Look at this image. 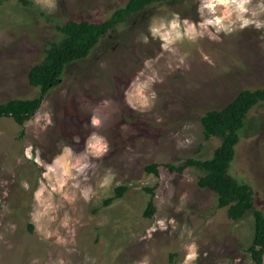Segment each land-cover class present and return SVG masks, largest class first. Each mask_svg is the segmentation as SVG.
I'll list each match as a JSON object with an SVG mask.
<instances>
[{"label": "rangeland", "instance_id": "1", "mask_svg": "<svg viewBox=\"0 0 264 264\" xmlns=\"http://www.w3.org/2000/svg\"><path fill=\"white\" fill-rule=\"evenodd\" d=\"M28 1L0 0V102L39 94L28 72L64 37L55 23L103 21L127 2ZM263 86L264 0H163L128 15L67 66L22 137L0 117V264H256L252 214L230 219L199 169L164 163L209 158L220 139L204 138L200 116ZM235 150L229 171L264 211V101Z\"/></svg>", "mask_w": 264, "mask_h": 264}, {"label": "trees", "instance_id": "2", "mask_svg": "<svg viewBox=\"0 0 264 264\" xmlns=\"http://www.w3.org/2000/svg\"><path fill=\"white\" fill-rule=\"evenodd\" d=\"M20 1L30 6L28 0ZM160 1L163 0H127L124 7L116 9L103 21L69 19L62 24L55 23V27L64 37L59 42H51L45 50L42 62L33 65L28 72V81L30 85L39 89V94L32 98L0 102V117H11L21 128L20 137H22L25 122L37 111L48 91L61 83L67 66L86 58L99 44L101 38L124 22L128 15ZM263 101L264 86L243 89L224 106L205 111L200 116L204 138L206 140L211 137L220 139L212 155L204 160L187 158L179 165L164 163V166L172 172H182L190 166L199 169L202 173L197 178V184L215 193L217 206L226 207L230 219L237 220L247 213L252 214L253 236L248 251L256 264H262L264 256V211L256 207L251 185L234 177L229 169L235 157V147L248 124V113ZM159 165V163H151L145 167V170L158 175ZM145 189L150 192V198L144 215L150 217L155 210L152 199L153 189L147 187ZM124 191V186L116 187L114 196L104 200L103 204L121 197ZM169 264H175L173 257L170 258Z\"/></svg>", "mask_w": 264, "mask_h": 264}, {"label": "clouds", "instance_id": "3", "mask_svg": "<svg viewBox=\"0 0 264 264\" xmlns=\"http://www.w3.org/2000/svg\"><path fill=\"white\" fill-rule=\"evenodd\" d=\"M93 123H96V121H93Z\"/></svg>", "mask_w": 264, "mask_h": 264}]
</instances>
